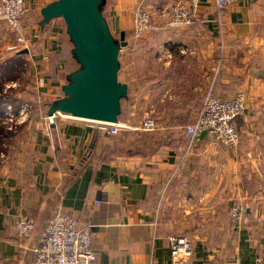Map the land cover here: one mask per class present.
<instances>
[{
	"label": "crops",
	"instance_id": "crops-1",
	"mask_svg": "<svg viewBox=\"0 0 264 264\" xmlns=\"http://www.w3.org/2000/svg\"><path fill=\"white\" fill-rule=\"evenodd\" d=\"M51 1L26 0L31 44L29 54L19 55L40 71L38 92L47 103L62 96L75 67L61 19L44 29L38 23ZM111 1L116 32L133 30L140 3L153 10L156 23L142 38L132 35L134 60L128 67L123 61L121 79L144 89L141 100L161 103L166 119L187 121L111 134L65 114L50 121L46 105L31 131L19 136L18 153L0 164V264H33L38 236L58 211L90 226L98 264H174L173 235L192 239L189 264H264V90L250 96L264 87V0L233 3L220 18L214 0H200L199 21L183 29L167 25L173 0ZM241 89L249 93L235 121L240 143L230 147L206 135L187 149L184 127L197 118L206 93L231 98ZM130 100L122 105L127 124L139 101ZM236 202L246 207L241 223L231 214ZM22 215L36 221L27 238L14 229Z\"/></svg>",
	"mask_w": 264,
	"mask_h": 264
},
{
	"label": "built area",
	"instance_id": "built-area-1",
	"mask_svg": "<svg viewBox=\"0 0 264 264\" xmlns=\"http://www.w3.org/2000/svg\"><path fill=\"white\" fill-rule=\"evenodd\" d=\"M245 0H214L219 18L230 5ZM200 0H173L169 2L164 16L167 25L173 29H183L199 21L198 7ZM28 7L26 0H0V23L6 24L15 38L13 46L19 52L22 49L30 50L31 39L25 15ZM154 12L147 5L140 3L133 12V32L142 37L155 29ZM247 105V95L238 91L231 98L214 95L208 91L203 98L202 108L192 124L184 127V134L189 137L187 149H191L194 139L202 131L214 143L235 147L240 143V132L235 121L244 114ZM22 113V112H21ZM56 116V115H55ZM52 117H48L53 121ZM99 127L111 134L131 125L121 123L97 122ZM158 122L153 116L145 117L139 128L146 132L155 131ZM101 200H96L100 204ZM246 207L242 202H236L231 208L232 216L241 223L245 216ZM36 227L32 216H18L14 221L16 235L20 238L29 237ZM92 232L89 225L79 222L70 214L56 212L40 232L33 264H98L96 253L92 248ZM171 257L174 264H189L194 255L193 241L188 236L173 235L169 238Z\"/></svg>",
	"mask_w": 264,
	"mask_h": 264
},
{
	"label": "water",
	"instance_id": "water-1",
	"mask_svg": "<svg viewBox=\"0 0 264 264\" xmlns=\"http://www.w3.org/2000/svg\"><path fill=\"white\" fill-rule=\"evenodd\" d=\"M111 0H53L40 10L42 29L61 19L71 44L75 67L66 74L62 96L49 101L48 117L65 114L94 122L121 123L123 101L132 98L130 85L120 78L126 32L111 23ZM29 54L25 48L18 55ZM206 136V131L194 141Z\"/></svg>",
	"mask_w": 264,
	"mask_h": 264
},
{
	"label": "rangeland",
	"instance_id": "rangeland-1",
	"mask_svg": "<svg viewBox=\"0 0 264 264\" xmlns=\"http://www.w3.org/2000/svg\"><path fill=\"white\" fill-rule=\"evenodd\" d=\"M111 4L115 5L114 9L112 5L111 10H114L113 13H116L117 18V3L115 4V2H111ZM134 10L135 9H133V12ZM115 28H117V22L115 23ZM260 29H262L264 32L263 27ZM126 33L128 34V44L123 48L122 59L125 63V66L127 65L128 67L129 64L134 60V52H131V46L132 35L134 37L136 35L134 34L133 30H128ZM14 41L15 38L6 24L0 23V104L2 105V110H0L1 165L7 164L9 160L11 161V159L14 158V155L18 153L17 146L18 142L20 141L18 140L20 138L19 136H25L27 130L30 132L32 128V126L29 128L30 122L33 123L36 120V114L45 111V106L41 100L42 97L38 92V84L41 79V73L40 71L36 72L34 69V64H32L31 61H28V59L23 60L20 56H16L17 49L13 46ZM140 45H142L141 41L138 42V46ZM27 56L31 58L30 55ZM17 57L19 58L17 59ZM224 58L225 56L223 55V58L221 57L219 59V61L223 62V64L225 60ZM140 59H144L143 61H146L145 57L143 58V56H141ZM255 59H257V56ZM234 62L239 63V61ZM257 74L258 72L254 75ZM124 76L125 75L121 73L120 78L123 79ZM238 80L240 81V79ZM130 90L131 95L139 100L138 103L133 104L135 107L133 108V118H131V122H129L130 125L134 127L139 126L142 120L148 115L156 118L158 127L161 128L175 125L177 126L178 123L187 121L166 119L160 110L161 103L152 104L151 102L155 101L154 99L150 103H146L144 97L141 100L144 94L143 88H138L137 90L130 88ZM259 90H264V87L252 88L250 90V96L259 94ZM242 91H244L246 95L249 93L246 89H243ZM131 103V100L123 102L126 107H129ZM152 106H154V111H152ZM124 130H126V128ZM24 145L27 148V152H29L28 148L30 147V144L26 142Z\"/></svg>",
	"mask_w": 264,
	"mask_h": 264
},
{
	"label": "trees",
	"instance_id": "trees-1",
	"mask_svg": "<svg viewBox=\"0 0 264 264\" xmlns=\"http://www.w3.org/2000/svg\"><path fill=\"white\" fill-rule=\"evenodd\" d=\"M26 16L27 15H25V20H26ZM27 21V20H26ZM126 40H127V42H128V34L126 33ZM16 56H19V55H16ZM223 97V96H222ZM224 98H227V97H224ZM124 102V101H123ZM43 105L46 107V105H47V102H43ZM1 104H0V108H1ZM14 106H16V105H14ZM0 110H2V108L0 109ZM121 117H122V115H121ZM184 122H186V121H184Z\"/></svg>",
	"mask_w": 264,
	"mask_h": 264
}]
</instances>
